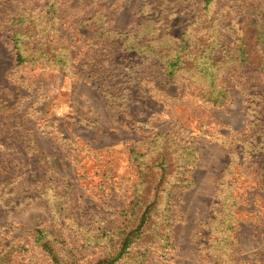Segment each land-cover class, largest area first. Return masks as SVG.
I'll return each instance as SVG.
<instances>
[{
	"label": "rangeland",
	"instance_id": "obj_1",
	"mask_svg": "<svg viewBox=\"0 0 264 264\" xmlns=\"http://www.w3.org/2000/svg\"><path fill=\"white\" fill-rule=\"evenodd\" d=\"M192 1H171L166 11L159 13L163 29L181 37L192 16ZM262 1L216 0L212 8L225 25L241 21L248 17L249 9L253 14L256 8L253 15L261 14L264 21ZM49 2L53 0H0V23L19 13L27 18L25 29L30 17L39 22V12L46 16ZM147 2L59 0L60 11L52 22L60 24L75 58L67 71L35 62L17 66L14 43L7 38L11 36L10 24H0V97L9 106L5 111L0 103V150L3 153L7 145L12 147L6 155L1 154L0 161V165L10 167L9 174L2 177L10 185L0 198V252L12 239L28 242L35 228L49 224L51 206H63L78 222L67 218L66 223L71 224L63 232L74 244L81 238L79 223L108 228L120 225L125 219L120 210L127 208L140 181L133 146L145 151L168 135L173 150L180 146L188 156L174 155L179 156V163L161 178L152 217L139 230L147 232L124 264H132L148 244L150 253L144 264H213L215 257L209 253L215 239L209 238V231L214 229L215 236L216 228H224L208 223L214 214L211 202L218 194L239 196L230 253L238 262L234 264H264V74L230 69L222 81L230 88L232 99L223 107L195 99L187 80L181 77L167 86L161 68L149 61L138 70V79L128 82L126 68L110 63L104 43L94 45L93 28L82 29L80 22L102 13L111 27L127 32L150 15L143 14ZM31 31L39 36V24ZM222 34L221 40L230 44L231 34L226 30ZM132 59L138 61L137 57ZM157 85L171 95H156ZM252 93L256 98L250 97ZM247 142L256 145L252 156L262 154L261 159L235 164L230 151L244 143V150L248 149ZM17 148L28 154L32 167L21 162L24 156L16 154ZM38 157L41 161L36 171L23 174L35 168ZM177 178L182 187H174L169 194ZM149 180L154 188L160 175ZM161 212L170 218L162 231L168 241L152 243ZM72 233L74 238L69 237ZM103 255L98 248H79L75 264H94ZM17 261L51 264L41 247Z\"/></svg>",
	"mask_w": 264,
	"mask_h": 264
},
{
	"label": "trees",
	"instance_id": "obj_2",
	"mask_svg": "<svg viewBox=\"0 0 264 264\" xmlns=\"http://www.w3.org/2000/svg\"><path fill=\"white\" fill-rule=\"evenodd\" d=\"M171 1L173 0H149L144 6L145 10L143 8V14L149 12L150 15L127 32L111 27L102 13L81 20L80 23H82V29L93 28V33L96 34L93 44L98 46V44L102 45L101 42L104 43L103 50L107 51L110 63L117 64L120 68L123 66L126 68L125 77H127L128 82L137 80L135 75L139 74L138 70L143 68L144 62L149 61L150 64L161 68L162 77L166 83L168 82L167 86L171 87V84H175V80L181 77L187 80V86H189L191 94L193 91L195 99L214 107H223L232 99L230 88L222 81L230 69L240 68L247 74H264V21L260 18L261 14L253 15L258 11L257 8L253 10V14H251L252 9H249L250 14L241 21H230L229 24L225 25L219 13L213 11L212 6L216 0H189L192 1L189 4L192 9L190 12L192 16L181 37H176L163 29L162 16L160 15L170 6ZM58 2L59 0H53V2L46 3V16L43 15L44 12H39V22L35 17L34 19L30 17V22L26 23L25 29L23 25L27 18L19 13L12 20H5L0 23L3 25L10 24L11 36L7 38L14 43L17 66L35 62L44 65L46 68H56L59 71H67L71 66L73 67L72 63L75 58L67 40L61 34V26L60 24L57 26V21L52 22L54 16L60 11ZM261 8L264 9V0ZM49 14H52L51 18L47 17ZM38 24L39 36L31 33V27L36 28ZM224 30L231 34L232 42L230 44L221 40ZM133 57H137L138 61H133ZM126 62L128 64H125ZM157 88L159 91L156 95L168 97L171 95L167 89H161L158 85ZM110 95L118 97V94L112 92ZM255 95L252 93L250 97L256 98ZM0 103L5 111L9 108L7 100L2 97H0ZM12 120L15 125L19 124L18 120ZM255 121L261 123L259 118H256ZM166 136L168 135L163 137L164 143L155 142L153 147H149L145 151L133 146V152H135L133 160L137 165L140 181L136 185L133 199L127 208L120 210L121 214L125 216L120 225L108 228L102 227V225L89 227L79 223L78 225L82 229L80 231L81 238L77 239L76 244H74L66 239V234L63 232L71 224L66 223L68 219H71V222L75 224L78 222L71 218L73 215H69L68 210L63 206L61 208L51 206V222L35 228L28 242L14 238L9 243L4 244L0 252V264H16L20 257L35 247L42 248L49 257L51 264H75L79 248L83 247L98 248L104 253L103 257L94 264H124V259L131 255L133 248L138 244V239L142 234L144 235V232H147L139 230H142L141 228L145 227L144 225H147L150 217H152L151 209L157 200L161 178L164 179L169 167L179 163V156H188V153L181 150L180 146L173 150L171 141ZM247 144L248 146L245 148L248 147V149L244 150V143L243 146L234 147L230 151L233 152L235 164H240V161L245 162V159L248 160L249 158L259 157L261 159L262 154L252 156L256 145L252 142H247ZM250 148L253 150L251 151ZM11 149L12 147L7 145V151H11ZM7 151L2 153L0 150V161L1 154L6 155ZM15 152L24 156L21 162H26L28 166L32 167L30 159L27 162L28 154L26 152L20 148L15 149ZM193 152L192 150L189 154L193 155ZM177 154L179 156L173 158ZM39 160L41 161V158L38 157V161L33 166L35 168H31L23 174L34 173L39 167ZM195 161L194 158L193 163ZM8 170H10L9 165L1 163L0 188H3V191L0 193V198L5 194V187L10 185L5 181L6 179L2 178L3 174H9V172L6 173ZM157 174L160 175V181L156 182V186L152 188L149 184L151 182L149 178H155ZM180 181L177 178L173 182L169 194L174 187L181 186ZM38 182L39 180H37ZM191 183L192 181L189 185ZM144 184L145 187H143ZM47 189L48 186L43 188L42 195ZM154 191V196L151 197V192ZM221 196L218 194L211 202L214 214L209 218L208 223L209 225L217 223L224 228L222 230L216 228L215 236L212 235L214 229L209 231V238L215 239V246L210 245L209 255L215 257L213 264H234L238 262H235L230 253L235 239L233 236L234 209L240 203L239 196ZM158 218L159 220L155 221L153 242L150 241L152 243L157 239L168 241L167 236L164 237L162 231L167 228L164 225L170 223V218L163 212L158 214ZM158 224L161 226H157ZM69 237L74 238L75 235L72 233ZM149 246L150 244L145 246V250L139 251V257L132 264H144L146 262L150 253ZM227 254L228 256L225 258Z\"/></svg>",
	"mask_w": 264,
	"mask_h": 264
}]
</instances>
